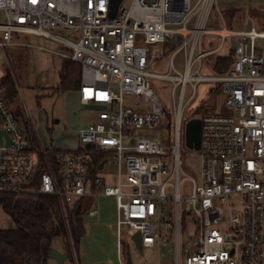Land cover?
<instances>
[{
  "label": "built area",
  "instance_id": "built-area-1",
  "mask_svg": "<svg viewBox=\"0 0 264 264\" xmlns=\"http://www.w3.org/2000/svg\"><path fill=\"white\" fill-rule=\"evenodd\" d=\"M222 1L130 0L124 7L121 0L109 18V0H0V50L22 40L58 56L65 69L76 66L79 103L103 107L77 132L78 147L104 153L116 169L113 178L91 176L86 153L43 148L13 114L0 84V195L52 196L64 219L84 200L111 198L119 249L135 232L143 250L154 248L151 220L167 205L171 221L156 226L170 230L173 264H264V9L257 10L260 18L245 15L248 29L229 28ZM205 36L219 40L214 49H204ZM227 39L235 43L219 55ZM217 57L231 60L222 74L213 71ZM163 58L167 72H151ZM150 79L177 93L169 112ZM199 84L222 93V112L185 116ZM125 96L139 101L125 106ZM191 118L201 122L198 150L184 144ZM151 130L168 136L140 133ZM185 159L198 160L200 171L198 182L188 178L194 238L181 244ZM231 197L241 204L223 209ZM84 215L94 218L97 209ZM167 241L159 239L162 246Z\"/></svg>",
  "mask_w": 264,
  "mask_h": 264
},
{
  "label": "rangeland",
  "instance_id": "rangeland-1",
  "mask_svg": "<svg viewBox=\"0 0 264 264\" xmlns=\"http://www.w3.org/2000/svg\"><path fill=\"white\" fill-rule=\"evenodd\" d=\"M130 0H122L121 5L127 7ZM224 7V19L228 23V17L225 12L227 10H235L230 18V27L236 29H248V25L244 24L245 15L249 12L250 15L254 14L257 18L258 9H264V0H226L222 1ZM250 10V11H248ZM264 14V13H263ZM218 39L211 36L203 38L204 49H214L218 44ZM234 39H227L222 48L218 51L219 55L226 56L230 53L231 47L234 45ZM25 41L20 40L16 46L5 47L4 51L0 50V75L1 77L6 73L12 76V83L16 90V99L14 106H19L22 109L21 115H16L17 119L22 122L23 128L29 131L31 136H36L43 148H48L52 145L55 149L75 150L78 148V143L74 139L73 130L83 125L95 110L86 109L80 105L76 95L73 92L64 94H56L55 88L52 90H45L46 85L41 86L37 84L38 77L44 73L47 66V59L34 58L31 55L30 48L26 45ZM56 46L51 44V48ZM211 56V55H210ZM35 59V60H34ZM167 60L163 58L156 61L155 64L149 69L155 73L167 72ZM179 57L175 60L176 66L181 70L178 65ZM76 69V67L74 68ZM73 70V68H72ZM206 74H209L210 69H204ZM151 87H153L164 105L167 112L171 110L172 97L176 100L177 93H171V85L160 80H149ZM32 83H36L32 85ZM42 84V83H41ZM211 84H199L197 86V95L195 100L190 104L185 116H194L195 113L199 114L201 110L219 112L222 110L223 95L216 92ZM125 106H134L139 100L132 96L124 97ZM13 108V105L10 106ZM195 111V112H194ZM194 112V113H193ZM27 113V115H26ZM25 122L27 124L25 125ZM142 135L158 136L167 138L168 132L166 130H151L141 131ZM182 147V146H181ZM183 153H187L182 147ZM200 166L198 160L185 159L182 161V171L180 174V202L181 210V244L189 242L194 238L193 233V216L192 207L187 197L191 193V184L188 178L193 179L195 182L199 181ZM116 169L110 163H105L101 170H98L96 176L102 178H113ZM112 183V182H110ZM241 200L231 197L222 203L223 209L229 205L239 206ZM169 205V204H168ZM170 206L164 205V210L160 216H156L151 220V228L155 238V246L152 249H144L140 254L130 237H123L122 242L125 244V253L121 254V258L126 264H173V252L170 239V230L165 229V233L160 231L156 226L160 219L165 222H170ZM0 228L11 229L13 223L11 219L0 211ZM168 236V241L165 246L160 245V237ZM53 249L64 251V240L61 238H53L51 242ZM81 251V248H79ZM70 264V263H67Z\"/></svg>",
  "mask_w": 264,
  "mask_h": 264
},
{
  "label": "trees",
  "instance_id": "trees-1",
  "mask_svg": "<svg viewBox=\"0 0 264 264\" xmlns=\"http://www.w3.org/2000/svg\"><path fill=\"white\" fill-rule=\"evenodd\" d=\"M233 13L235 10L225 12L229 28H232L229 23ZM230 62V57L214 58L213 71L218 74L224 73ZM75 67L73 65V68ZM11 79L10 73L6 72L1 77L0 84L5 89L8 106L13 105L11 108L13 114L19 116L22 114V109L19 106H14L16 90ZM79 85L78 69H67L53 92L56 94L78 92ZM201 111L216 113L206 111V109ZM194 116L197 117L198 114L195 113ZM26 124L27 122H25ZM77 150L89 156V173L91 176L96 175L99 165L106 160L107 156L88 145L79 146ZM58 152L60 151L55 153L58 154ZM0 211L7 215L13 223L11 229L0 228V264H47L52 239L57 237L64 240L68 258L71 259L72 249L77 253L80 240L84 236L83 219L79 213L70 211L67 213V218L64 219L54 197L0 195ZM125 250L123 243L121 254L125 253Z\"/></svg>",
  "mask_w": 264,
  "mask_h": 264
},
{
  "label": "crops",
  "instance_id": "crops-1",
  "mask_svg": "<svg viewBox=\"0 0 264 264\" xmlns=\"http://www.w3.org/2000/svg\"><path fill=\"white\" fill-rule=\"evenodd\" d=\"M51 47V44H49ZM31 55L34 58L39 59L43 62V58L47 59L46 64L47 69L43 68L44 73H42L38 79L37 84L41 86L46 85L45 90H52L55 88L64 71L67 70L64 67L63 61L56 55L50 52H42L35 49L30 48ZM35 60V59H34ZM1 76V75H0ZM42 83V84H41ZM36 83H32L34 85ZM78 101L79 96L78 92H73ZM81 105V104H80ZM82 106V105H81ZM85 108V106H83ZM223 111V109L221 110ZM91 122V116L83 125L79 126L77 129L73 130L74 139L77 142L76 136L79 129L86 126ZM52 146V145H51ZM55 149V147H53ZM57 150V149H56ZM70 151V150H63ZM101 165V164H100ZM101 170L104 166L100 167ZM83 207H77L78 209L74 211V213H79L81 218L83 219L84 225H88L87 234L84 230V236L80 240L79 248L77 253L72 249L71 250V259L66 258L63 264H126L121 258V249L118 248L115 237V219H116V210L114 206V201L111 198H101L97 201L94 200H84ZM97 209V215L94 218L85 217V213L88 209ZM51 249L52 246H51ZM56 250V249H54ZM58 251V250H56ZM61 254H66L65 246L64 251H58ZM67 255V254H66ZM47 264H56L53 260L48 258Z\"/></svg>",
  "mask_w": 264,
  "mask_h": 264
},
{
  "label": "water",
  "instance_id": "water-1",
  "mask_svg": "<svg viewBox=\"0 0 264 264\" xmlns=\"http://www.w3.org/2000/svg\"><path fill=\"white\" fill-rule=\"evenodd\" d=\"M121 0H109V6H108V17L113 18L116 14L117 8L120 4ZM86 109L91 110H101L103 109L102 106H93L88 105L85 106ZM200 129H201V122L198 118H191L189 119L184 126V144L185 147L188 149L198 150L200 146ZM1 135H4L2 131H0V142H1ZM105 163V161L103 162ZM103 163L100 165V167L103 165ZM88 225H84V230L87 234L88 231ZM131 241L133 242L136 250L142 254L143 249L141 247V236L139 232H135L130 236ZM48 258L53 260L56 264H63L64 261L67 258L66 254H61L60 252L51 249L48 253Z\"/></svg>",
  "mask_w": 264,
  "mask_h": 264
}]
</instances>
